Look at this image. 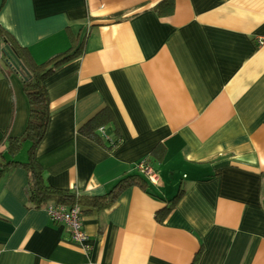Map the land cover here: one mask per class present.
<instances>
[{
	"label": "crops",
	"instance_id": "obj_1",
	"mask_svg": "<svg viewBox=\"0 0 264 264\" xmlns=\"http://www.w3.org/2000/svg\"><path fill=\"white\" fill-rule=\"evenodd\" d=\"M164 1L171 14L158 13ZM0 25L37 62L68 50L69 33L84 41L46 81L35 157L50 185L103 195L145 160L158 177L151 194L131 187L84 214L87 252L46 209L28 208L16 170L0 182V264H264V0H1ZM106 107L122 138L113 151L79 133ZM29 112L21 78L3 67L6 160L1 142L24 133ZM101 133L117 140L113 124ZM158 145L163 160L151 155Z\"/></svg>",
	"mask_w": 264,
	"mask_h": 264
},
{
	"label": "trees",
	"instance_id": "obj_2",
	"mask_svg": "<svg viewBox=\"0 0 264 264\" xmlns=\"http://www.w3.org/2000/svg\"><path fill=\"white\" fill-rule=\"evenodd\" d=\"M156 8L159 14L168 15L173 12L174 6L171 1H164ZM69 36L72 44L68 50L54 54L43 62H37L29 49L22 47L15 37L0 25V69L7 67L21 78L30 105L29 118L24 133L19 137L5 135L1 142L11 159L6 160L3 152L0 153V182L8 179L16 170L23 169L27 175L25 192L28 208L46 209L51 204L69 207L78 205L84 214H93L112 207L121 194L131 187H139L151 194L150 183L140 173L127 174L122 176L107 193L98 196L82 195L72 190L57 189L48 183L44 169L35 157V152L46 135L50 120L51 108L46 81L66 64L82 56L84 51V41L79 44V40L72 33H69ZM4 48H8L11 55L5 54ZM16 61H20L22 66H19ZM23 67L28 73L23 70ZM109 124L115 126L117 140L108 146L100 130ZM79 133L99 145L107 147L110 151L122 143L114 114L108 107L87 121L79 129ZM25 143L29 144L28 159L21 162L15 158L22 151ZM165 153V148L158 145L153 149L151 155L157 160H163ZM184 192L185 188L181 186L177 195L167 201L166 206L156 215L159 221H163L168 216ZM197 259L198 255L194 263Z\"/></svg>",
	"mask_w": 264,
	"mask_h": 264
},
{
	"label": "built area",
	"instance_id": "obj_3",
	"mask_svg": "<svg viewBox=\"0 0 264 264\" xmlns=\"http://www.w3.org/2000/svg\"><path fill=\"white\" fill-rule=\"evenodd\" d=\"M259 44H264V39L259 41ZM102 128L100 131L103 132ZM115 142V141H114ZM113 142L110 143V145ZM138 172L142 174L150 184L157 185L158 177L152 167L149 165L148 161H144L137 166ZM49 217L54 223L64 224L69 228L70 239L75 244L79 245L85 251H89V246L87 245L88 235L84 231V213L80 206L75 205L69 207L66 205H54L51 204L46 208Z\"/></svg>",
	"mask_w": 264,
	"mask_h": 264
},
{
	"label": "water",
	"instance_id": "obj_4",
	"mask_svg": "<svg viewBox=\"0 0 264 264\" xmlns=\"http://www.w3.org/2000/svg\"><path fill=\"white\" fill-rule=\"evenodd\" d=\"M4 53H5V54H8V55H11L10 51L8 50V48H4ZM16 63H17L19 66H22V64H21L20 61H16ZM23 70H24L26 73H28L24 67H23Z\"/></svg>",
	"mask_w": 264,
	"mask_h": 264
}]
</instances>
